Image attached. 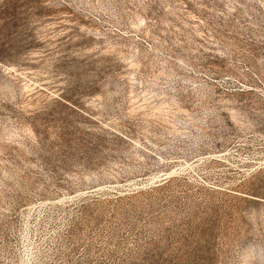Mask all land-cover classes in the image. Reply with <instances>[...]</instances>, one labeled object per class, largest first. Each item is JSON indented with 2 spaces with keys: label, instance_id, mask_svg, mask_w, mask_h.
<instances>
[{
  "label": "rangeland",
  "instance_id": "374dc122",
  "mask_svg": "<svg viewBox=\"0 0 264 264\" xmlns=\"http://www.w3.org/2000/svg\"><path fill=\"white\" fill-rule=\"evenodd\" d=\"M0 264H264V0H0Z\"/></svg>",
  "mask_w": 264,
  "mask_h": 264
}]
</instances>
